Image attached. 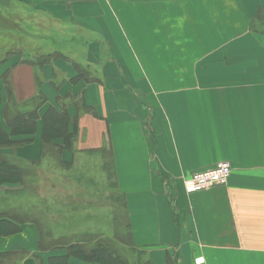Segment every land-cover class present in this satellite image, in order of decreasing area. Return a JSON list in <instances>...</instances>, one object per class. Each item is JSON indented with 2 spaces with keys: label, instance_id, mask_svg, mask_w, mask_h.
Here are the masks:
<instances>
[{
  "label": "crops",
  "instance_id": "1",
  "mask_svg": "<svg viewBox=\"0 0 264 264\" xmlns=\"http://www.w3.org/2000/svg\"><path fill=\"white\" fill-rule=\"evenodd\" d=\"M12 9L24 14L30 36L46 38L48 52H66L72 35L84 36L71 50L93 73L78 77L64 57L43 66L18 54L1 62L3 107L7 70L19 106L44 100L37 129L21 136L34 140L16 155L40 164L32 180L44 168L51 179L60 160L88 182L99 165L106 183L112 154L124 206H112L105 225L102 190L0 186V212L15 209L11 220L21 228L0 233L1 264H50L65 250L48 245L79 241L92 221L112 236L118 209L133 235L134 264H264V0H0V10ZM132 85L144 86L146 103ZM60 97L92 109L68 104L79 114L78 137L61 159L42 154V117ZM225 161L228 183L186 190L194 173ZM61 166L65 179L71 168ZM97 201L99 213L86 215Z\"/></svg>",
  "mask_w": 264,
  "mask_h": 264
},
{
  "label": "trees",
  "instance_id": "2",
  "mask_svg": "<svg viewBox=\"0 0 264 264\" xmlns=\"http://www.w3.org/2000/svg\"><path fill=\"white\" fill-rule=\"evenodd\" d=\"M49 59L43 63L33 61L40 66L51 62L53 53L48 54ZM8 58L0 59V64ZM32 62V61H31ZM76 67V66H75ZM78 77L90 80L89 76L83 73L80 68ZM10 72L7 70L3 74L4 86L7 91V102L3 107V94L0 85V186L15 183L26 185L31 181V176H36L33 165L24 163L16 155L20 146L30 143L34 137H21L34 133L37 129L39 108L44 102L43 98L34 99L32 104L24 108L19 106L12 86L9 82ZM59 99L58 106H51L43 115V148L42 154L46 156L49 153L56 154L54 148L58 149V158H62V152L65 149H72L75 139L78 137L79 114L71 116L68 110V104L74 103L78 108H83L86 112L92 109L85 105L83 99ZM34 102L36 105L34 106ZM83 106V107H82ZM73 126V127H72ZM61 140V142L59 141ZM104 169L108 175L110 184L115 181V166L112 154L105 158ZM111 186V187H112ZM18 212L15 209L6 212H0V233H15L21 230L13 223L15 215ZM117 217L115 219L114 234L106 236L103 233L83 236L77 242L69 244L53 243L48 245L52 249L65 250L64 253L56 254L51 257L50 264H76L71 262L70 258L76 257L86 262H100L103 264H134V257L137 249L133 243L131 229ZM6 225V226H4ZM68 241V239H65ZM41 247L47 246L43 242ZM47 246V247H48ZM7 254L0 253V264ZM12 255V254H10Z\"/></svg>",
  "mask_w": 264,
  "mask_h": 264
},
{
  "label": "rangeland",
  "instance_id": "3",
  "mask_svg": "<svg viewBox=\"0 0 264 264\" xmlns=\"http://www.w3.org/2000/svg\"><path fill=\"white\" fill-rule=\"evenodd\" d=\"M25 22V16L23 13H21L20 10L17 9H12V10H7V11H2L0 10V47L2 45H5V49L8 51H0V59H4L7 55L10 57L11 55L18 54L20 58H24L26 61L31 62V61H36L38 63H43L44 61L49 59V56H46L48 54L53 53L54 56L51 57L50 61H53L55 59H59V57H64L67 61L71 62L76 68H80L83 73L89 76L93 75V73L88 69V67L82 62L79 61L76 58L77 53L76 51H72L71 49H77L79 45H82L81 42L83 41V37L81 34L77 33L71 36L70 41L66 43V47L68 50L66 52H48L47 51V46L46 45H51L50 43L47 44L46 38L41 37V36H30L29 32H26L24 29L21 28L23 23ZM23 27V26H22ZM3 45V46H4ZM64 48V47H63ZM132 92H135L134 94L136 95L137 99L139 98V102L141 104L146 103V89L144 88L143 85H132L131 86ZM145 92V93H144ZM54 151L56 152L55 155L52 153H49L50 155H53L54 157L58 156V149L54 148ZM62 156V155H61ZM61 165H64V167H69L70 172H68L69 177H65L64 179V173H63V166H59L58 164H52L51 165V172L52 175L51 179H48V175L46 173V169L44 168V172H42V176L39 177V181L37 182L36 180H31L29 183L26 184L29 188L37 186L38 188H50L53 185L55 188L62 189V188H69L72 191L77 190L82 187H86L88 189H97V190H102V205H103V212L101 211V216L99 218L103 219V224L105 225H111L112 223V216H111V211H113V207L115 208H123L124 206V200L122 199V195H120V192H118V195L116 194L115 190L118 189L117 181H111L113 186L110 184V181L108 179L107 175V181L105 183L104 178L102 175V172L99 170V165L94 166V172L95 175L97 174V181L91 180L88 182L85 179H82V173L80 174V171L78 167H74L73 165H67L66 163H62V161H58ZM91 164L89 163V168ZM36 171V177H38V173H40V164H35L33 166ZM104 171V168H102ZM66 174V175H68ZM107 174V173H106ZM88 178V177H87ZM48 179V180H47ZM102 179V184L99 185V181ZM112 186V187H111ZM111 189L114 191V194L111 196L110 192ZM74 193V192H73ZM75 194V195H74ZM72 194L73 199L76 196V193ZM78 198V197H77ZM93 198V196H92ZM91 198V199H92ZM124 198V197H123ZM79 199H82V197H79ZM97 206V207H96ZM87 214L86 215H91L94 214V210H96V213H99L100 208H98V201L97 205L92 204L87 206ZM117 210L115 211V219L118 217L120 221L125 223L126 217H125V212L123 210ZM84 215V212H81ZM45 215V213H43ZM99 214H97L98 216ZM89 220V219H88ZM90 221H87V223ZM98 223V222H97ZM123 223V224H124ZM94 222H90V225H88L87 228V235H92V234H99L103 233L106 236H111L110 232V227L106 228L103 227L100 229L99 227L94 228L92 225ZM42 232L48 235L50 233L51 229H47L46 227L41 228ZM58 231L62 232V228L57 229ZM103 232H100V231ZM83 236H81L82 238ZM73 238V236L71 237Z\"/></svg>",
  "mask_w": 264,
  "mask_h": 264
},
{
  "label": "built area",
  "instance_id": "4",
  "mask_svg": "<svg viewBox=\"0 0 264 264\" xmlns=\"http://www.w3.org/2000/svg\"><path fill=\"white\" fill-rule=\"evenodd\" d=\"M231 174V163L228 161L221 162L216 167L194 173L191 179L186 181L185 188L188 192H194L209 189L215 185L226 184Z\"/></svg>",
  "mask_w": 264,
  "mask_h": 264
}]
</instances>
